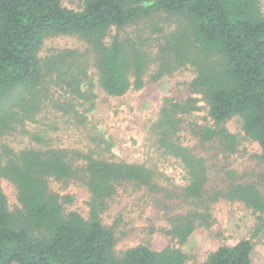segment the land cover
Segmentation results:
<instances>
[{
    "label": "trees",
    "instance_id": "obj_1",
    "mask_svg": "<svg viewBox=\"0 0 264 264\" xmlns=\"http://www.w3.org/2000/svg\"><path fill=\"white\" fill-rule=\"evenodd\" d=\"M62 1L0 0V133L32 119L46 100L77 124L82 121L75 105L81 98H91L80 87L88 59L79 63L70 49L41 57L42 43L49 36L74 35L86 42L98 84L107 95L142 88L152 62L147 47L151 39L125 31L156 15L171 18L175 26L157 38L156 65L149 79L192 67L190 91L203 98L212 126L194 132L197 146L183 144L179 132L184 116L196 108L195 98L163 99L151 127L153 144L159 156L181 165L187 176L184 185L155 164L78 149L31 146L10 152L5 160L0 154V181L7 179L15 186L19 203L10 211L0 187V264H183L186 254L170 245L154 249L139 243L114 254L115 232L103 214L123 196L126 204L152 206L159 212L161 230L178 244L197 227L211 224L210 208L218 200L242 202L257 213L254 232L264 231V181L224 162L237 151V141L223 126L239 116L244 135L258 144L259 159L264 161L260 1L81 0L79 9L65 7ZM52 86L65 92L62 100L52 99ZM209 148L222 157L213 170ZM51 181L84 186L89 193L87 217L66 211L61 196L50 188ZM252 248L248 238L223 244L200 264H250Z\"/></svg>",
    "mask_w": 264,
    "mask_h": 264
},
{
    "label": "rangeland",
    "instance_id": "obj_2",
    "mask_svg": "<svg viewBox=\"0 0 264 264\" xmlns=\"http://www.w3.org/2000/svg\"><path fill=\"white\" fill-rule=\"evenodd\" d=\"M259 1L264 13V0ZM62 4L68 8L79 9L81 0H63ZM150 23L162 31H153ZM174 26L171 18L156 15L126 29L125 32L131 36L141 33L150 37L147 47L152 62L146 70L144 86L140 89L131 88L121 96H109L99 86L96 70L84 40L74 35L46 37L39 53L41 57H49L59 50L70 49L75 51L74 58L79 63H82V59H88V65L83 68L86 76L81 78L80 87L82 91L89 93L91 98H81L75 105V109L81 115L82 121L79 124L48 100L44 101L32 119H24L22 123L15 124L13 130L0 133V154L3 160L10 152H18L31 146L72 148L87 153H98L108 158L155 164L175 183L186 184L187 176L181 165L174 158L159 156L151 135L152 124L158 118L165 97L172 100L195 98L196 108L184 116V123L179 132L183 144L197 146L194 132L202 127L212 126L203 98L200 94L190 91L189 83L194 77L192 67L181 66L156 80L149 79V74L156 65L153 60L157 50V38ZM50 92L53 93V100L56 98L62 100L65 93L57 86H52ZM223 126L228 132L235 134L237 141V151L231 153L229 159L225 158L224 162L248 177L256 175L264 181V161L259 159L260 148L256 142L244 135L241 118L237 115L232 116L223 123ZM34 135L40 136L42 140H36ZM207 152L213 170L216 161L222 157L212 148ZM0 187L6 197L8 209L12 211L18 208L15 186L7 179H1ZM50 188L61 196L66 211L75 210L83 217H87L89 193L84 186L76 183L63 185L51 181ZM127 201V197H121L120 203L112 204L103 214L104 222L115 232L113 252L116 255L139 243L154 249L170 245L186 254L183 264H200L208 253L218 246L232 245L243 238H248L253 243L250 264H264V231L257 234L254 232L257 213L242 202L218 200L213 203L210 208L211 224L207 227H197L186 242L178 244L161 230L164 226L163 219L152 206L126 204Z\"/></svg>",
    "mask_w": 264,
    "mask_h": 264
}]
</instances>
